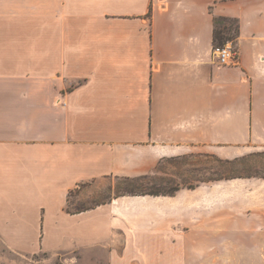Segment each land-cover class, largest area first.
I'll use <instances>...</instances> for the list:
<instances>
[{"label":"crops","instance_id":"obj_1","mask_svg":"<svg viewBox=\"0 0 264 264\" xmlns=\"http://www.w3.org/2000/svg\"><path fill=\"white\" fill-rule=\"evenodd\" d=\"M239 21L236 65L213 18ZM264 147V0H0V239L106 264H264V178L122 195L69 212L81 184L151 178L183 156Z\"/></svg>","mask_w":264,"mask_h":264},{"label":"rangeland","instance_id":"obj_2","mask_svg":"<svg viewBox=\"0 0 264 264\" xmlns=\"http://www.w3.org/2000/svg\"><path fill=\"white\" fill-rule=\"evenodd\" d=\"M161 168L162 174L139 181L136 190L169 192L180 185L194 186L198 181L218 178H264V147L229 164L205 155L183 156L167 161ZM124 185V180L116 177L81 184L71 192L67 209L74 211L107 202L124 193ZM0 264H106V257L104 252L90 245L26 255L8 249L0 239Z\"/></svg>","mask_w":264,"mask_h":264},{"label":"trees","instance_id":"obj_3","mask_svg":"<svg viewBox=\"0 0 264 264\" xmlns=\"http://www.w3.org/2000/svg\"><path fill=\"white\" fill-rule=\"evenodd\" d=\"M239 37V21L236 18L230 17H214L213 18V35H212V45L214 47H222L226 43L230 42L233 46L236 45ZM236 161V159L234 160ZM231 161V162H234ZM229 162V163H231ZM227 163V164H229ZM225 178H244V177H225ZM124 180V193L122 195H172L177 188L169 191V192H150V191H137V183L139 181L147 179L146 177L140 178H121ZM224 179L218 178L215 180ZM68 210V209H67ZM86 210V208H79L74 210V212H79ZM69 212H72L68 210Z\"/></svg>","mask_w":264,"mask_h":264},{"label":"built area","instance_id":"obj_4","mask_svg":"<svg viewBox=\"0 0 264 264\" xmlns=\"http://www.w3.org/2000/svg\"><path fill=\"white\" fill-rule=\"evenodd\" d=\"M212 54L214 59L221 65L232 66L237 64V49L230 42L222 47H214Z\"/></svg>","mask_w":264,"mask_h":264}]
</instances>
